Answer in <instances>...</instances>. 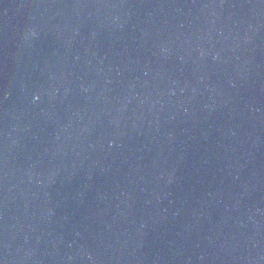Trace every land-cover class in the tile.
Masks as SVG:
<instances>
[{
  "label": "water",
  "instance_id": "1",
  "mask_svg": "<svg viewBox=\"0 0 264 264\" xmlns=\"http://www.w3.org/2000/svg\"><path fill=\"white\" fill-rule=\"evenodd\" d=\"M2 264H264V0H0Z\"/></svg>",
  "mask_w": 264,
  "mask_h": 264
},
{
  "label": "snow or ice",
  "instance_id": "2",
  "mask_svg": "<svg viewBox=\"0 0 264 264\" xmlns=\"http://www.w3.org/2000/svg\"><path fill=\"white\" fill-rule=\"evenodd\" d=\"M0 264H2V262H0Z\"/></svg>",
  "mask_w": 264,
  "mask_h": 264
}]
</instances>
